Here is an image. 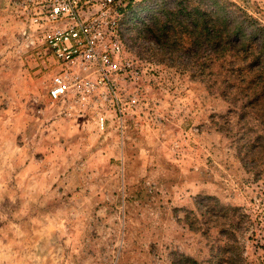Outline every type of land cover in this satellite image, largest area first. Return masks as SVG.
<instances>
[{"label":"rangeland","instance_id":"rangeland-1","mask_svg":"<svg viewBox=\"0 0 264 264\" xmlns=\"http://www.w3.org/2000/svg\"><path fill=\"white\" fill-rule=\"evenodd\" d=\"M162 1L127 5L113 90L54 100L58 62L0 0V264H264V80L164 45L140 9Z\"/></svg>","mask_w":264,"mask_h":264},{"label":"built area","instance_id":"built-area-1","mask_svg":"<svg viewBox=\"0 0 264 264\" xmlns=\"http://www.w3.org/2000/svg\"><path fill=\"white\" fill-rule=\"evenodd\" d=\"M11 1L21 12L22 34L46 49L60 66L49 89L52 99L67 96L74 86L113 90L117 77L132 72L120 28L132 0ZM114 98L120 99L118 94ZM97 126L101 131L108 128L105 113L98 115Z\"/></svg>","mask_w":264,"mask_h":264},{"label":"trees","instance_id":"trees-1","mask_svg":"<svg viewBox=\"0 0 264 264\" xmlns=\"http://www.w3.org/2000/svg\"><path fill=\"white\" fill-rule=\"evenodd\" d=\"M140 9L152 13L144 29L155 35L158 31L164 45L177 48L179 40L170 38L185 33L203 47L206 66L220 61L229 71L246 69L242 80H264V26L230 0H163L157 8L143 3ZM159 11L165 19L157 15ZM226 82H231L230 77Z\"/></svg>","mask_w":264,"mask_h":264}]
</instances>
